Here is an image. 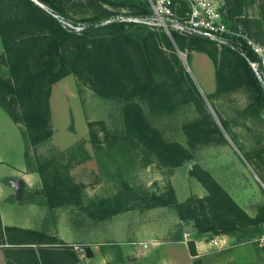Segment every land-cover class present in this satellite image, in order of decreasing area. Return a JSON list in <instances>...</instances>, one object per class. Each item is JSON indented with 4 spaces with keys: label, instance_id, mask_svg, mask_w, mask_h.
<instances>
[{
    "label": "rangeland",
    "instance_id": "rangeland-1",
    "mask_svg": "<svg viewBox=\"0 0 264 264\" xmlns=\"http://www.w3.org/2000/svg\"><path fill=\"white\" fill-rule=\"evenodd\" d=\"M63 1L67 15L75 21L107 12L123 15L129 11L98 0ZM142 1L149 7L152 2ZM212 1L225 23L264 48V0ZM17 3L18 0H0V17L7 19L24 12ZM172 3L177 16L183 13L179 0ZM151 27L125 25L124 31L130 35L141 31L156 33L159 67L158 71H152V78L160 87L157 95L151 98L137 94L100 96L74 74L65 75L50 85L47 103L51 134L36 145L27 140L24 155L27 168L36 171L46 187L59 196L77 199L81 207L98 212L102 207L108 210L143 208L151 194L164 195L168 200L175 198L174 192L179 200L189 195L200 197L205 194L200 182L195 177L186 179L191 177L190 169L197 174L195 164L208 170L240 207L242 203L241 208L250 216L259 203L264 204V103L254 102L235 59L221 45L213 40L199 44L188 39L177 45L166 34L171 41V46H167L160 36L162 30ZM32 31L36 30L20 25L13 32ZM0 77L9 79L2 55ZM127 101L137 102L163 140L186 148L190 159L172 167L149 151L134 134L126 132L121 108ZM12 113L16 119L21 116L18 107H13ZM221 120L225 127L221 126ZM195 121L197 126L186 127ZM207 126H216L219 133L212 134L210 140H199L196 129ZM19 132L26 139L23 124L13 121L0 108V156L7 162L0 166L4 168L0 172L8 171L9 167L17 166V160H22ZM251 187H257L258 202L250 199ZM68 207L74 210L75 216L83 213L76 205ZM196 212L199 217L206 215L209 219L216 214L209 209ZM250 227L258 230L245 240L260 235L264 224ZM231 235L240 240V232ZM252 239L248 254L259 260L261 256Z\"/></svg>",
    "mask_w": 264,
    "mask_h": 264
},
{
    "label": "trees",
    "instance_id": "trees-1",
    "mask_svg": "<svg viewBox=\"0 0 264 264\" xmlns=\"http://www.w3.org/2000/svg\"><path fill=\"white\" fill-rule=\"evenodd\" d=\"M18 1L20 4L17 3V6L20 5L24 12H19L7 19L0 17L2 46L0 55L4 56L9 72V79L4 80L0 77V90L3 92V96L0 97V108L13 121L23 124L26 140L31 145L38 144L51 134L47 103L50 85L69 73L74 74L100 96L128 97L130 94H137L140 97L151 98L160 91L159 85L154 83L152 78V71H158L159 67L156 57L159 49L154 42L156 33L151 31H146V34L141 31L134 35L125 33V25H134L138 28L149 25L119 18L120 16L125 18L149 16L151 10L146 1L98 0L108 6L126 7L129 11L123 15L107 12L79 21L72 20L67 15L63 0H35L45 9L32 0ZM179 1L181 3L179 8L183 13L176 16L181 19L187 6L182 0ZM58 19L82 26V29L78 32L67 30L62 27ZM20 25L36 31L25 32V34L13 32ZM160 36L167 46H171L169 38L177 45H182L186 39L199 44L210 41L204 34L182 35L175 31H169L168 38L162 30ZM222 47L235 59L243 76V82L251 91L254 102L264 103V70L259 65L258 57L245 43L239 46L222 45ZM210 57L214 62V58ZM249 62L257 64L262 82L255 76ZM13 107L21 110V116L17 119L12 113ZM121 115L125 131L139 138L144 146L163 162L175 167L190 159V153L186 148L176 142L163 140L159 131L148 123L137 102H125L121 108ZM220 124L225 127L223 120ZM197 125L198 121H195L187 123L186 127L191 128ZM196 132L200 134L199 140H210L211 135L219 133V130L216 126H207L196 129ZM194 168L197 174L190 169L189 175L195 177L203 186L205 189L203 196H189L177 202L174 197L168 200L164 195L151 194L143 208L169 206L176 211L180 219L186 221L191 219L195 232L209 237L219 234L231 235L233 232H240L241 235L238 237L240 239L252 237L251 234L253 235L258 229L250 226L264 224V204L258 205L254 216H249L209 175L207 170L195 164ZM41 183L42 197L49 208L76 205L91 220H100L124 210H108L105 207L98 212L89 210L81 207L77 199L59 196L52 188H47L42 179ZM43 189H45L44 192ZM34 197L33 192H29L24 197L22 186L19 201L34 200ZM11 199L9 197V200ZM197 209L213 210L216 212L215 217L213 219H209L206 215L199 217ZM262 231L260 230L258 234ZM18 232L23 235H18ZM22 240H34L46 246L61 243L54 236L43 232L0 224V244L15 245L22 243ZM189 252L193 253L191 246H189ZM85 254H88L87 250ZM68 255H70L71 264H79L72 252Z\"/></svg>",
    "mask_w": 264,
    "mask_h": 264
},
{
    "label": "crops",
    "instance_id": "crops-1",
    "mask_svg": "<svg viewBox=\"0 0 264 264\" xmlns=\"http://www.w3.org/2000/svg\"><path fill=\"white\" fill-rule=\"evenodd\" d=\"M20 136L22 160L0 172V224L43 232L61 243L46 246L22 240L15 245L0 244V264H71L70 252L79 264H264V254L256 246L261 258L256 260V256L248 254L252 238L236 241L232 235L219 234L215 235L219 247H214L209 242L211 237L195 232L189 221L180 219L166 205L127 208L100 220H91L84 213L75 216L68 206L47 207L41 179L36 171L27 168L24 160L27 140L21 133ZM5 163L0 156V166ZM17 179L23 186L24 197L33 192L34 200H18L19 194H14ZM171 185L174 188L172 182ZM256 188L251 187L253 192L249 194L255 201ZM174 195L177 202L187 198L179 200L176 192ZM254 214L255 211L250 216ZM183 233L187 234L186 240ZM71 244H81L83 253L72 250ZM189 246L193 253L189 252Z\"/></svg>",
    "mask_w": 264,
    "mask_h": 264
},
{
    "label": "built area",
    "instance_id": "built-area-1",
    "mask_svg": "<svg viewBox=\"0 0 264 264\" xmlns=\"http://www.w3.org/2000/svg\"><path fill=\"white\" fill-rule=\"evenodd\" d=\"M186 3L187 9L179 19L173 11L172 0H152L150 4L151 14L147 17H122L121 20L144 23L149 26L160 27L167 35L169 31H175L182 35L204 34L219 45H241L245 43L258 57L259 65L264 70V48L252 43L240 33L225 23L219 16L212 0H182ZM63 28L72 31H80L82 26L72 24L58 19ZM234 47V46H232ZM257 79L262 82L261 74L257 70V64L249 62ZM264 92V89H263ZM186 233H183V240H186ZM212 246H218L217 236L209 238ZM252 242L264 254V227L260 235L254 237ZM71 249L78 254L83 253L81 244H71ZM219 247V246H218Z\"/></svg>",
    "mask_w": 264,
    "mask_h": 264
},
{
    "label": "water",
    "instance_id": "water-1",
    "mask_svg": "<svg viewBox=\"0 0 264 264\" xmlns=\"http://www.w3.org/2000/svg\"><path fill=\"white\" fill-rule=\"evenodd\" d=\"M35 4H37L39 7H41V8H43V9H45V7L42 5V4H40L39 2H37V1H35V0H32ZM208 33H204V35H207ZM20 190H21V181L19 180V179H17L16 181H15V183H14V194L16 195V196H18V194H20L19 192H20Z\"/></svg>",
    "mask_w": 264,
    "mask_h": 264
}]
</instances>
